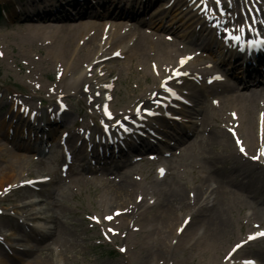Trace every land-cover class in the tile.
<instances>
[{"label": "bare ground", "instance_id": "bare-ground-1", "mask_svg": "<svg viewBox=\"0 0 264 264\" xmlns=\"http://www.w3.org/2000/svg\"><path fill=\"white\" fill-rule=\"evenodd\" d=\"M157 1L159 0H14V3L20 5L21 9L19 12L24 14L26 21H28L22 31L27 34L29 39V49L36 42H44V45H48L46 48L48 53L45 59L52 60L55 64L64 68L63 78L59 84L48 87V90L60 93L59 90L63 87L66 93L74 91L75 95H82L87 83H89L87 79L93 76L95 78L91 82L93 86L86 92L87 102L91 108H99L109 99H112L111 92L116 90L112 86L111 80L107 79L112 74L110 72L111 68L110 71L107 69L108 63L106 64V62L108 60L126 55L130 61L137 60L147 64L150 57H153L152 69L154 74L159 76V73H164L163 65L172 60L176 61L179 56L177 53L178 41L172 40L167 35L174 33L181 40L189 39V28L179 25L164 26V19L163 17L161 18V15H159L160 19L157 21H142V18L150 13H148V9ZM168 1H162L160 7L153 9L154 13L163 11L168 5L174 9L175 16L190 11L191 6H193V10L201 8L197 0H174L170 4H168ZM236 1L239 7L246 6L244 0L242 3L241 0ZM228 3V1L224 0L220 5H215L214 8L216 10L224 8ZM259 5L262 8V12H264V5ZM251 7L254 9V6L251 5ZM42 9H44L43 12L41 11ZM238 10L239 8L232 7L231 16L222 12H215L214 17L222 20V22L214 27L216 31L213 29L212 37H205L200 34L198 39H194L198 41V45L205 52H213V55H215L213 58L220 59L222 68L235 77L233 84L221 83L220 87L212 90L214 94L219 93L222 97L226 96L224 97L226 101H221V104L226 103L227 106H231L232 112L236 114L225 118L226 124H228L227 127L219 120L222 115H209L203 112V108L195 112L198 118L201 117L203 131L208 133L206 142L212 146L222 145L227 152L225 157L204 158L202 167L208 174L207 177H203L204 181L201 182L200 186L195 185L194 188L186 191L185 188L178 186L180 185L179 182L173 177V171H176V167H174L173 163H170L172 157L176 156V153L182 154L191 146V144H187L186 139L181 140L185 134H181L177 128L168 129L166 125L158 126L155 122L147 123L149 119L144 118V116H141L143 119L138 121L136 110L134 113L130 110L132 104L122 108L120 111H105L101 114L99 110L100 116L98 117L108 123V120L120 119L122 124H128V135L132 136H119V132L118 135L112 136V141L109 143L107 132H110V128L107 131L103 128L96 132L93 131L92 136L88 134L81 135V132H78V138H76V134L72 130L68 131L66 142L72 143L74 147L72 160L76 159L78 163H86L88 159L92 161L96 169L100 170L102 174L105 173V175L110 172L119 174V171L122 170V175L120 174V176L124 177V180L119 184L110 186L105 193L104 208L107 211L113 210L110 213H106L103 218L118 233H120V229L124 230L125 235L130 234L133 229H135L134 232L138 231L139 229L137 228L141 225L144 234L152 237L158 243V249L160 250V252L153 255L148 252L143 256L144 259L148 257L149 259H154V257L161 255L164 259L158 262L165 264L167 262L166 258L173 251L171 247L181 244L185 240L183 237L190 235L189 243L186 242L184 245L190 244L191 247L196 245V247L202 246V248H215V255L217 256L218 253L219 256V262L216 264H252L245 260L256 256L264 264V251L254 247V239H249L244 243L239 241L242 244L236 250H232L231 247L223 252L221 248L219 250V245L217 244L230 233L229 230H232L231 222H229L227 217V212L230 210L229 204L234 205L237 203L241 213L244 208H250L254 211L253 215H259V205L264 203V183H259L244 169V166L247 170L256 169L252 161L254 158L249 154L247 155L246 152H257L258 141L264 140V114H258L255 119V114L253 113V110L258 107L259 100L263 103L260 110L264 113V78L262 76V74L264 75L262 73V70L264 72V47H258L254 43L257 39L254 41L252 38L256 34H253L244 25H238L240 28L235 29L237 33L230 31L233 29L230 23H238L246 15L251 17V13L246 7L244 12L241 8L240 12ZM253 12L259 13V11ZM17 15L16 10L12 16L15 18ZM103 15L110 16V18L100 24L94 20ZM232 16H236V18L233 19ZM78 17L80 19L74 21ZM115 19L122 20L120 22V20L116 21ZM108 23H110V28L106 30L105 26ZM143 23L149 24L154 32L142 30L138 25ZM209 23L210 20L205 19L203 25H209ZM241 29H244V31L242 32ZM92 30H95V33L86 36ZM229 33L240 36L241 40H230ZM102 40H105L104 44H102ZM130 40L132 41L130 42ZM185 52L189 57L179 62H174L168 72L161 77L162 83L169 82L190 89L202 80L201 77H209L210 73L208 74L207 69L211 67L210 60L204 63L202 70H199L200 62L204 55H194L195 51L191 50H186ZM4 56L8 57L5 54ZM207 57L204 56V58ZM87 62H93L94 67L90 71L79 75L73 86H67V75L77 70L79 71ZM205 65L209 67H205ZM115 71L119 72L120 75L122 74L119 69ZM177 73L180 74L177 75ZM214 74L215 72L210 77ZM115 78L117 77L113 79L116 80ZM191 78L196 81H191ZM259 85L262 87L254 89V87L258 88ZM242 87L245 89L250 88L251 90L241 92ZM219 88L221 89L220 92H218ZM171 94L176 96V93H165L163 98L168 99L167 95L171 96ZM27 99L28 102H26ZM29 99L31 98L23 99L24 101L20 102L18 110L23 107L29 108V104L32 101H29ZM135 100V108H137L139 103H142L145 108H148L147 105L150 104V98H144L143 94L139 95ZM54 101L59 103L61 100H50L52 103ZM196 101L198 104L200 103L199 99ZM169 104H166V107ZM7 106L8 101L5 102L0 99V122H2L1 125L3 126L0 136L3 138L12 137L16 145L26 151L36 149L33 146L37 145H32L31 138L35 139L34 143H44L46 139H49L53 130L65 126L63 123L65 120L68 123L71 121V119L67 120L69 117L61 109L58 111L62 112L51 110V115H47L44 121L43 115H35L36 119L31 113L29 115H21L19 112L14 113L10 107L7 112H4L3 110ZM14 107L15 105H13L12 110H14ZM166 107L153 110L155 113L166 115L169 111ZM110 113L112 114L110 115ZM135 115L136 117L129 122L130 116ZM162 115L157 116V119L163 117ZM209 120H219L222 127L227 130L226 132L230 138L220 127H218V130L208 126ZM136 122L138 123L137 127H135ZM7 126L12 131H4ZM153 129L155 131L158 130L160 134L167 135L170 134L169 130L173 131V134H170L171 139H169L171 143L160 145L159 143H154V141L150 142L149 139L154 138L155 134L151 132ZM113 132H116V130H113ZM150 133L153 135L152 138L147 135ZM25 138L27 139L24 140ZM60 138L62 139V135ZM230 139L234 148H231ZM128 148L130 152L132 151L140 157L143 153L152 152L150 153L151 155H143L147 157L146 160L148 161H164L168 163L166 165L167 171L156 174V177L152 180L154 185H158L155 187L157 189L147 191L144 197L138 194L135 195L136 182L127 175V171H124L125 167L128 168L129 165L135 162L128 156L126 152ZM241 148L244 149L243 152H241ZM14 149L1 144L0 140V162L5 165V169L0 173V192L11 189L13 195L16 196L15 201L22 202L20 215L23 220L33 219L46 222V226L33 228L31 234L25 233L20 238H16L14 240V250L16 253L22 251V257L31 253H38L27 264H68V253L74 252L75 248L80 244L79 242H85V238L82 237V233L79 234V229L75 228V224L65 225L55 215L53 217L46 210L37 208V206L42 204L37 202L42 200H37L36 198L44 193L43 187L47 185V181L43 179L44 176L37 175L35 177L28 170L31 162L35 161L33 157L28 156L26 152ZM142 157L140 160H143ZM110 161L112 163L107 167L106 164ZM70 171L71 167L66 168L61 177H66ZM77 175L75 182L89 183L92 180L83 174ZM104 177L106 176H102L100 181L103 184L109 183L111 179ZM204 189L209 190V195L206 199H204V194L206 193ZM145 204H147L146 207H144ZM59 205L60 202H56V209H52L51 212L57 215L65 214L64 208ZM138 205L140 207L142 205V208L144 207L138 213L137 218H135V220L140 219L137 221L139 226L137 225L136 228L130 227L129 217L132 211L137 209ZM195 206L196 209H194ZM182 212H187L186 216L188 219L186 221L184 220L186 217L179 219ZM95 226L98 227V224L95 223ZM69 230L73 231L72 234H70ZM199 230L202 231L201 234L198 233ZM11 235L15 236L14 233ZM0 237L4 238L1 232ZM49 237L52 240L51 243L45 242ZM245 240L246 238L242 239V241ZM167 242L168 246L166 245ZM250 255L253 257H250Z\"/></svg>", "mask_w": 264, "mask_h": 264}, {"label": "rangeland", "instance_id": "rangeland-1", "mask_svg": "<svg viewBox=\"0 0 264 264\" xmlns=\"http://www.w3.org/2000/svg\"><path fill=\"white\" fill-rule=\"evenodd\" d=\"M202 1L207 4H213L215 2L214 0ZM242 2L243 1H241V3ZM244 2H246L247 9H251L250 6L252 5L255 10L259 9L260 11V5L258 3L263 1L244 0ZM231 4H229V6ZM0 6L5 12L3 19L0 20V97L5 100L8 94L9 97H12L13 95L17 98H31L29 99V101L32 100L30 104L31 107H35V104L40 101L46 102L60 99L65 103L64 105L67 107V110H69V117L73 119V122L77 123L75 126L67 128H71L75 134L80 131V129L84 130V128L85 131L98 130V126L102 123L100 118H98L100 116L99 110L101 114L105 109L120 111L122 108H126L132 104V107L130 108L131 110L134 107L135 99L139 95L143 94L144 98L149 97L154 89H159L161 77L168 72L170 66L174 62H178L180 58L187 56V53L185 52L186 50L195 51L193 53L194 55L202 54L208 56L207 58H204V56L202 57L203 59L200 62L199 70H202L204 68V63H207L208 60H210L211 67L205 65V67H209L207 69L208 74L211 72H218L217 60L212 59V54L207 51L205 52V50L198 45V41L194 40L198 39L201 34L199 33L198 28L195 26L192 27L185 22L177 23V21L172 20L174 17L172 13L169 12L164 16V20L166 21L163 23L164 26L179 25L189 28L190 31L189 39L185 40L177 38L174 33H170L169 35L164 34L172 40H177L179 43L177 48L179 56L176 61L172 60L166 62L163 65L164 73H159V76H156L152 69L153 57H150L147 64L137 60L130 61L126 55L108 60L106 62V64L108 63L107 69L110 71L111 68L110 72L112 74L107 79L111 80L113 83L112 86L115 87L116 90L111 92L112 99H109L105 105L100 106L99 108H91L87 102L88 98L86 92L93 86V83L91 82L94 81L95 78L89 77L87 79L89 83H87L82 95H75L74 91H68L66 93L63 87L59 90L60 93L49 91L48 87H53L55 84L58 85L63 78L62 74L64 73V68L55 64L52 60L45 59L46 54L48 53L46 52L48 45H44V42H36L33 47L29 49V39L27 34L22 31L28 21H26L27 19L25 15L19 12L21 9L19 4L14 3V0H0ZM232 6L239 8L238 12H240V8L243 12L245 11V6L239 7L238 2L234 3ZM227 9L228 7L225 8L224 11L226 12ZM16 10L18 15L14 18L12 14ZM41 11L43 12L44 9ZM228 13H231L229 9ZM154 14L149 15L148 18L152 19L154 17L155 21L159 20L160 17L155 18ZM108 18L110 17L103 15L94 20L98 21L100 24L105 22ZM232 18L235 19L236 16H232ZM76 20L79 19H74V21ZM118 20L120 19H117V21ZM125 23H127V21H125ZM138 26L142 30L154 32L153 28L147 23ZM105 27L106 30H109L110 23ZM93 33H95V30L90 31L86 36H90ZM131 41L132 40H130V42ZM104 42L105 40H102V44H104ZM4 54L8 57H3ZM92 66L93 62H87L79 69V71L77 70L76 72L67 75L68 80L66 85L69 87L73 86L76 78L82 73L90 71ZM116 69H119L122 74L120 75L119 72H116ZM114 77H117L115 78L116 80L113 79ZM227 78L228 82L233 83L230 76ZM221 85H215L208 90H203L202 86H195L187 89L185 92L189 99L190 96L194 97L192 98L193 103L190 100L191 105L181 104L182 106H186L185 113L180 114L182 124H173L170 127L171 129L177 128L181 134H185L181 140L186 139L187 144H191L188 150L184 151L182 154L176 153V156H173L170 161V163H173L174 167H176V171H173V177L179 182L180 185L178 186L185 188L186 191L194 188L195 185L200 186L201 182L204 181L203 177H207L208 172L202 167L205 157L213 159L217 157H225L227 155L224 146H212L210 143L206 142V136L208 133L204 132L202 129L201 117L198 118V116L195 115V112L198 109L203 108V112H206L209 115H222L219 120L225 127L228 126L225 118L229 115L236 114L232 112L231 106H227L226 103V105L221 104V101H226V98H224L226 96L222 97L219 93H212V90L217 89ZM261 87L262 86L259 85L258 88L254 87V89H259ZM220 90L221 89L219 88L218 92H220ZM250 90V88L245 89L242 87L241 92H247ZM144 92L146 93L144 94ZM197 99L200 100L199 104L196 101ZM258 99L260 98L258 97ZM195 103H197V105H195ZM262 105V101L259 100L258 107L253 110L255 119L258 114H264L260 110ZM223 110L224 112H222ZM219 120H209L208 126L213 127L214 129L220 127L230 138L229 134L226 132L227 130H225V127H222ZM1 124L2 122H0V134L3 127ZM67 129L66 127H61L57 130H53L49 139L44 141V143H34L35 139L31 138L32 145L37 146H33L36 149L30 151L19 148L15 141H13L12 137L3 138L0 136V140L1 144L6 147H12L13 149L15 148L14 150L26 152L28 156L33 157L35 161L31 162L28 170H30L35 177L40 175L49 179L47 185L43 187L44 193L36 198L37 200H42L37 202L38 204L42 203L40 206H37V208L46 210L47 213L52 214L53 217L55 215L56 218H59L61 222L65 223V225L72 223L75 224V228L79 229V234H83L82 237L85 238V242H79L80 244L75 248V251L68 253V264H160L158 261L164 259L161 255L154 257V259H149V257L145 259L143 258L148 252H151L150 255L160 252L158 249V243L152 237H149V235H145L143 227L141 225V227L139 226L137 221L140 219L135 220L138 213L143 210L147 204H145L143 208L142 205L141 207L138 205L137 209H134L129 217L130 227L136 228L137 225L139 226V228H137L139 230L136 232H134L135 229H133L130 234L125 235L124 230L120 229L121 231L118 233L111 224L105 222V219L103 218L105 217L104 215L113 210L110 209L107 211V209L104 208L105 193L110 186L119 184L124 180V177L120 176L122 170L119 171V174H113L110 172L105 175V173L102 174L100 170L94 168L92 164L78 163L76 159L71 162L69 157L71 156L70 154L74 152V147L72 146V143H69V146L61 145L60 138L63 133L66 135ZM7 130L12 131L8 126L5 127L4 131ZM169 131L170 134H173V131ZM170 134L162 135V138L168 139V141H164L163 139L164 143H169L171 141L169 140L171 139ZM26 139L27 138L24 140ZM262 140L258 141L257 152L259 151L264 155V140ZM230 145L231 148H234L231 139ZM70 147L71 149H69ZM145 154H149V152ZM143 155L144 154H142V156ZM131 156L136 161L132 165H129L128 168L125 167L124 171H127V175L132 177L133 181L136 182L137 189L135 195L138 194L144 197V194H146L147 191H154L157 189L155 187L158 185H154L152 180L162 169L167 171L166 165H168V163H165L164 161L150 162L146 160V156L143 161H138L139 156ZM4 166V163L0 162V173L5 169ZM68 167H71V173L69 172L64 178L61 177L64 173L63 169ZM77 174H83L92 180L89 183L75 182V178L78 176ZM102 176L111 179L110 182L103 184L100 181ZM205 190L206 189H204V192ZM208 195L209 190H206L204 199H206ZM15 198L16 196L13 195L11 189L0 192V232L4 236V238H0V264H27L31 258L36 257L38 253H31L25 257H22V251L16 253L14 250V240L25 235V233L31 234L33 228L46 226V222L42 220H23L20 215L21 211L19 206L22 202L15 201ZM58 201L60 202L59 206L64 208L65 214L63 215L62 213L57 215L51 212L52 209H56V202ZM259 206V215H253L254 211L250 208H244L241 213L237 203L234 205L229 204L228 207L230 210L227 212V217L229 222H231L232 230H229L230 233H228L221 242L217 243L219 245V250L220 248L222 252L227 249L229 250L231 247L239 243V241L246 238V236L264 230V203H261ZM194 209H196V206ZM186 213L187 212H182L179 219L186 217L184 219L186 221L188 219ZM4 214H7L5 215L7 217H5ZM91 220H96L99 224L98 227L92 224ZM32 225L34 226L33 228ZM69 232L72 234L73 231L69 230ZM201 232L202 231L200 230L198 231L200 234ZM12 233H14L15 236L11 235ZM189 236L190 235H185L183 237L185 240H183L181 244L171 247L173 251H171L170 255L166 258L167 262H165V264H216L219 262L218 253L217 256L215 255V248H202V246L196 247V245L191 247L190 244L184 245L186 242L189 243ZM48 239L45 242L51 243V238L49 237ZM257 240L258 241L254 244V247L264 251L263 248H261L264 246V239ZM221 244H223V246H221ZM166 245H169L168 242ZM19 254H21V256H19ZM250 257L253 256L250 255ZM254 259L255 260L253 261H257V259L259 260L257 256L254 257ZM259 263L262 264L260 260Z\"/></svg>", "mask_w": 264, "mask_h": 264}, {"label": "snow or ice", "instance_id": "snow-or-ice-1", "mask_svg": "<svg viewBox=\"0 0 264 264\" xmlns=\"http://www.w3.org/2000/svg\"><path fill=\"white\" fill-rule=\"evenodd\" d=\"M216 3L219 4L220 3V0H216ZM241 31L243 32L244 29H241ZM229 38H230V40H235V41H240L241 40V37L240 36H237V35L232 34V33H229ZM179 74L180 73H177V75H179ZM217 78L219 79V77H217ZM162 87L165 88V91L166 92H171V88L167 87L166 85H162ZM237 143H239V141H237ZM243 151H244V149L241 148V152H243ZM109 219H110V217H109ZM262 235H264V233H262Z\"/></svg>", "mask_w": 264, "mask_h": 264}, {"label": "trees", "instance_id": "trees-1", "mask_svg": "<svg viewBox=\"0 0 264 264\" xmlns=\"http://www.w3.org/2000/svg\"><path fill=\"white\" fill-rule=\"evenodd\" d=\"M2 19V15H1V12H0V20Z\"/></svg>", "mask_w": 264, "mask_h": 264}]
</instances>
